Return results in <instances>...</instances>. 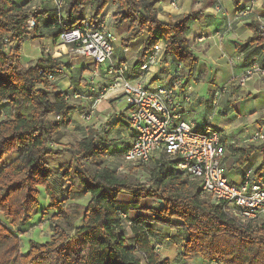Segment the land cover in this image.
<instances>
[{"label": "clouds", "instance_id": "1", "mask_svg": "<svg viewBox=\"0 0 264 264\" xmlns=\"http://www.w3.org/2000/svg\"><path fill=\"white\" fill-rule=\"evenodd\" d=\"M0 264H264V0H0Z\"/></svg>", "mask_w": 264, "mask_h": 264}]
</instances>
